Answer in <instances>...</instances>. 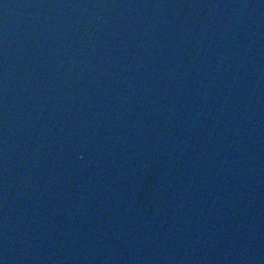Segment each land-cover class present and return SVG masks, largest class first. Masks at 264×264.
Instances as JSON below:
<instances>
[{"label": "water", "instance_id": "obj_1", "mask_svg": "<svg viewBox=\"0 0 264 264\" xmlns=\"http://www.w3.org/2000/svg\"><path fill=\"white\" fill-rule=\"evenodd\" d=\"M0 264H264V0H0Z\"/></svg>", "mask_w": 264, "mask_h": 264}]
</instances>
